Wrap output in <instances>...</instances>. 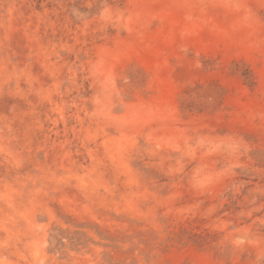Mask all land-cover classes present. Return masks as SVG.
<instances>
[{
	"label": "rangeland",
	"instance_id": "374dc122",
	"mask_svg": "<svg viewBox=\"0 0 264 264\" xmlns=\"http://www.w3.org/2000/svg\"><path fill=\"white\" fill-rule=\"evenodd\" d=\"M0 264H264V0H0Z\"/></svg>",
	"mask_w": 264,
	"mask_h": 264
}]
</instances>
